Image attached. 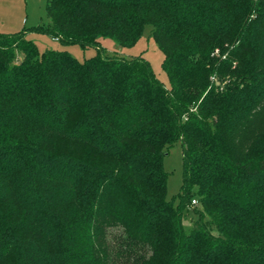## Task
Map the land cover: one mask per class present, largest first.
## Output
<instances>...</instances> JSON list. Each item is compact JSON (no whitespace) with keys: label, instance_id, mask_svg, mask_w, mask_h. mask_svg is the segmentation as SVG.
I'll return each mask as SVG.
<instances>
[{"label":"trees","instance_id":"16d2710c","mask_svg":"<svg viewBox=\"0 0 264 264\" xmlns=\"http://www.w3.org/2000/svg\"><path fill=\"white\" fill-rule=\"evenodd\" d=\"M46 12L0 34V264H264V0H46ZM147 26L170 87L146 58L102 47H134ZM34 33L97 54L41 52Z\"/></svg>","mask_w":264,"mask_h":264},{"label":"rangeland","instance_id":"374dc122","mask_svg":"<svg viewBox=\"0 0 264 264\" xmlns=\"http://www.w3.org/2000/svg\"><path fill=\"white\" fill-rule=\"evenodd\" d=\"M15 23H18V25L20 23V28L19 26L15 28ZM48 23L46 0H0V34H7V31L21 32L24 29ZM151 29V26L145 28L144 36L134 47L121 48L109 39H101L102 47L105 49V54L110 57L130 58L132 56H142L146 58L151 63L156 77L167 87H170L169 78L163 68L164 55L152 38ZM28 38L37 44L41 52L46 50H66L80 61L94 57L97 54V50L94 48L83 50L76 45L63 46L45 35L34 33L29 34ZM164 170L169 174L167 184L168 199H173L180 194L182 189L184 172L181 142L174 144L165 156ZM196 218L190 212L184 223L186 229L189 230L192 227V220Z\"/></svg>","mask_w":264,"mask_h":264},{"label":"crops","instance_id":"0c3cea01","mask_svg":"<svg viewBox=\"0 0 264 264\" xmlns=\"http://www.w3.org/2000/svg\"><path fill=\"white\" fill-rule=\"evenodd\" d=\"M17 22H20V21H17ZM18 26H19V28H20V26H21L20 23H19V25H18V23H15V28H17ZM11 32L13 33L14 31H7L6 33H7V34H12ZM17 32H18V31H15L14 33H17ZM14 33H13V34H14Z\"/></svg>","mask_w":264,"mask_h":264},{"label":"built area","instance_id":"2783aa9c","mask_svg":"<svg viewBox=\"0 0 264 264\" xmlns=\"http://www.w3.org/2000/svg\"><path fill=\"white\" fill-rule=\"evenodd\" d=\"M192 203H193L194 206H196L198 204L197 200H193Z\"/></svg>","mask_w":264,"mask_h":264}]
</instances>
